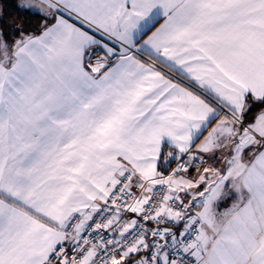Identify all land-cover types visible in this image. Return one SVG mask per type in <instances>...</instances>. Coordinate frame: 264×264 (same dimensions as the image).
<instances>
[{"label": "snow or ice", "instance_id": "1", "mask_svg": "<svg viewBox=\"0 0 264 264\" xmlns=\"http://www.w3.org/2000/svg\"><path fill=\"white\" fill-rule=\"evenodd\" d=\"M11 7L0 264H264V0Z\"/></svg>", "mask_w": 264, "mask_h": 264}, {"label": "trees", "instance_id": "2", "mask_svg": "<svg viewBox=\"0 0 264 264\" xmlns=\"http://www.w3.org/2000/svg\"><path fill=\"white\" fill-rule=\"evenodd\" d=\"M14 3V0H2V2H0V6L5 8L4 20L10 23H30L32 27H35V18L29 21L27 17L22 16L14 7H11V5H13Z\"/></svg>", "mask_w": 264, "mask_h": 264}, {"label": "crops", "instance_id": "3", "mask_svg": "<svg viewBox=\"0 0 264 264\" xmlns=\"http://www.w3.org/2000/svg\"><path fill=\"white\" fill-rule=\"evenodd\" d=\"M15 1V0H14ZM1 7V6H0Z\"/></svg>", "mask_w": 264, "mask_h": 264}]
</instances>
